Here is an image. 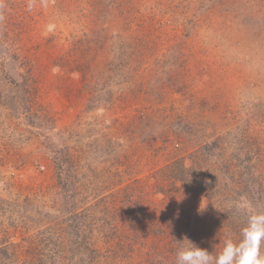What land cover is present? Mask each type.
<instances>
[{"label":"rangeland","instance_id":"1","mask_svg":"<svg viewBox=\"0 0 264 264\" xmlns=\"http://www.w3.org/2000/svg\"><path fill=\"white\" fill-rule=\"evenodd\" d=\"M246 206L264 211V0H0V264L118 239L143 261L161 238L125 215L200 214L218 242Z\"/></svg>","mask_w":264,"mask_h":264},{"label":"trees","instance_id":"2","mask_svg":"<svg viewBox=\"0 0 264 264\" xmlns=\"http://www.w3.org/2000/svg\"><path fill=\"white\" fill-rule=\"evenodd\" d=\"M180 166L181 165L175 167V169L178 170L179 172L181 171ZM186 182L188 186L190 182L188 181ZM193 184L196 183L193 182ZM125 198H126V202L130 201L132 204L134 203L136 205L135 200H133L129 194H127ZM142 209L143 208L139 209L138 211L139 214L133 213L134 215H129V216L125 215L126 223L124 224V226L128 228L127 229L128 232H124V233H130V235L127 236L132 237L133 239L136 240V242L139 241V237H142L143 242L148 237H150V235H154L156 236V238L160 237L161 246L155 245L153 244V242L151 243V245H148L147 243L151 242L153 239L149 241L146 240L144 243L147 244L146 247H148L146 253L147 257L142 261L139 258L133 257L134 252L139 251V250H134L137 248V246H134V244L130 246H126L125 245L126 239L123 240L118 239L117 247L113 248V250H111L109 255L105 256V259H107L105 260L102 257L95 255L99 253L97 252L98 249L94 248L92 246L93 244H90V246L88 247V252L86 253L88 258H86V260H83V264H155L156 262L154 261L157 260L156 258L160 256H166L168 257L169 261L170 260L175 261L177 239H182L184 236H187L189 239L196 242L199 246L208 248L210 251L212 250V245L218 243V242L209 241L207 232L204 229L207 224V220L204 217H200L202 216L200 214L199 215H197L196 213L187 214L185 218L188 221V223H184L182 222V219L186 213L177 211V208H170V210L168 209L169 211H167V209L163 210L162 212H160L161 216H155L151 214L144 215L142 214L143 213ZM143 210H146V208ZM217 229L219 228H217V225L214 224L212 225V227H210L207 230L211 233L215 232L217 237H219L218 235H222V232L216 231ZM238 231L239 228L236 227L231 230V232L233 233H238ZM112 232L115 233H112L113 236L108 238L114 240V236H115L114 234H116V230ZM167 236H169V240L168 242H165L164 239ZM197 236H199V239L197 238Z\"/></svg>","mask_w":264,"mask_h":264},{"label":"clouds","instance_id":"3","mask_svg":"<svg viewBox=\"0 0 264 264\" xmlns=\"http://www.w3.org/2000/svg\"><path fill=\"white\" fill-rule=\"evenodd\" d=\"M247 219L238 233L215 234L212 250L184 236L177 239L175 264H264V211L244 208Z\"/></svg>","mask_w":264,"mask_h":264}]
</instances>
